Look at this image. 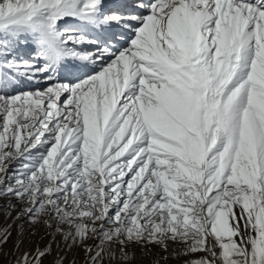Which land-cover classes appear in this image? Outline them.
I'll use <instances>...</instances> for the list:
<instances>
[{
    "label": "snow or ice",
    "instance_id": "snow-or-ice-1",
    "mask_svg": "<svg viewBox=\"0 0 264 264\" xmlns=\"http://www.w3.org/2000/svg\"><path fill=\"white\" fill-rule=\"evenodd\" d=\"M0 200L6 264H264V0H0Z\"/></svg>",
    "mask_w": 264,
    "mask_h": 264
},
{
    "label": "rangeland",
    "instance_id": "rangeland-1",
    "mask_svg": "<svg viewBox=\"0 0 264 264\" xmlns=\"http://www.w3.org/2000/svg\"><path fill=\"white\" fill-rule=\"evenodd\" d=\"M3 203H6V202L3 201V200H0V204H3ZM17 207H19V205H17ZM5 222L6 221L3 218V214H0V223H5ZM45 231H46V229H44L43 227H38L36 229L37 235H36V237H34V240L39 239V237L41 235H43ZM89 243H91V241H89ZM7 247H10V245L9 246H6L5 251H7ZM80 256L82 257L83 256V253H81ZM6 260H7V256L0 257V264H6ZM79 264H83L82 259L79 261ZM168 264H178V261H176V260H169L168 261Z\"/></svg>",
    "mask_w": 264,
    "mask_h": 264
}]
</instances>
